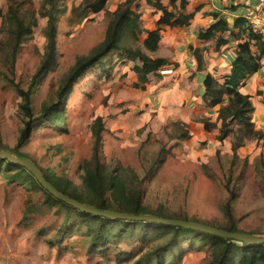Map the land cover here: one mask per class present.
I'll return each mask as SVG.
<instances>
[{"label":"rangeland","instance_id":"374dc122","mask_svg":"<svg viewBox=\"0 0 264 264\" xmlns=\"http://www.w3.org/2000/svg\"><path fill=\"white\" fill-rule=\"evenodd\" d=\"M97 1L58 0L56 51L38 74L46 58L47 18L41 15L46 0H11L35 23L15 55L4 30L10 0H0V150L33 160L52 182L85 202L106 199L107 205L126 207L136 198L146 211L214 226L229 224V205L239 230L264 236V137L246 141L234 153L239 126L224 142L216 139L218 111L227 102L210 108L202 97L204 74L221 83L229 74L239 44L246 41L235 35L234 21L248 15L255 0H207L203 13L200 1L187 0L190 25L164 27L156 51L145 48L146 32L133 36L123 26L120 44L170 62L144 84L134 71L140 61L116 51L77 71L78 63L106 41L114 13L127 0H107L94 13ZM162 2L169 10H182L181 0ZM132 9L141 13V28H156L162 12L145 0H136ZM216 13L230 30L200 39ZM220 38L228 42L220 45ZM262 64L240 90L251 96L252 122L264 135V59ZM30 87L28 115L18 89ZM94 129L100 132L98 142ZM182 129L190 132L187 140L177 138ZM16 171L0 172V264H135L146 249L129 237L106 255L90 253L91 221L57 202L32 171L26 181L13 182ZM63 225L68 228L60 235ZM147 232L137 229L142 239ZM195 240H181L172 264H213L212 246Z\"/></svg>","mask_w":264,"mask_h":264},{"label":"trees","instance_id":"16d2710c","mask_svg":"<svg viewBox=\"0 0 264 264\" xmlns=\"http://www.w3.org/2000/svg\"><path fill=\"white\" fill-rule=\"evenodd\" d=\"M135 1L136 0H127L124 6H121L114 13V19L110 23L106 41L93 53L90 58L82 60L78 63L77 71L82 70V68L86 67V65L92 64L93 62H99L105 58L109 52L116 51L121 54H125L127 58L131 60L140 61V64H136L134 66V71L136 72L139 81L144 84L148 81V77L151 73H155L170 64L169 60L166 58H152L145 55L141 51L128 49L120 44L121 30L123 26L127 27L133 36L146 32L147 37L144 40L145 48L149 51H156L160 46L162 39L161 32L164 27L168 26L174 28L190 25L193 15L184 12L187 6V0H181L182 10L180 12H177L176 10H169V8L163 4L162 0H145L149 6H152L157 11L162 12V15L156 23V28L149 30L141 28V13L132 9ZM57 2L58 0H46V7L41 11V15L47 18V44L45 62L38 74H41L42 69L49 64L56 51L57 14L59 12ZM106 2L107 0H98L94 3L92 12L98 13L103 10ZM21 8V4L15 6L10 0L8 15L4 23L5 35L14 55L17 54L22 44L31 38L33 33L32 26L35 24L32 21L28 22L24 17H22ZM234 10L236 11L237 9L235 8ZM215 19L216 22L213 23L207 31L199 33L198 37L200 39L209 40L215 36L216 32H225L230 30L231 27L229 23L225 18L221 17L219 13H216ZM234 29L238 30V33H235V35L237 34L239 36V33L243 34L246 41L239 44L236 55L231 61L230 73L225 77L223 83H221L211 73H207L204 76V93L202 97L206 105L210 108H214L224 102H227V104L221 107L218 111L217 119L220 121V127L219 134L216 139L219 142H224L233 132V126H239L232 142V150L236 153L241 147L245 146L246 141L264 137L261 131L255 129V125L252 122L255 106L251 100V96L241 92L240 90L245 81H247L254 74L258 73L263 67L262 60L264 59V38L251 30L248 25L247 18L243 15L238 16L234 21ZM231 32L233 34L234 31ZM227 42V39L220 38L218 44L222 45ZM253 47L256 48V51L253 50ZM194 54L199 64L198 70L201 71L203 69L202 57L199 54L198 48L195 49ZM136 86L139 85L136 84ZM18 91L24 98V110L28 115L31 114L30 104L32 87H30L28 91L20 89H18ZM45 111L49 112L50 108H46ZM100 120L101 119H99V121ZM205 128L208 131L210 130L209 122L205 123ZM94 131L98 142L100 132L97 129H94ZM177 138L187 140L190 138V132L182 129ZM14 155L26 158L23 154L14 153ZM14 170H17L16 173L10 177L13 182H20L23 180L26 181L25 177L31 175L30 171L25 167L14 164L8 159H0V172ZM45 176L48 181L62 193L69 195L82 203L93 205L101 210H116L135 213L137 215L144 213L155 214L171 219L197 221L181 217H170L155 211H146L143 209L141 202L136 198L133 199L126 207L107 205L108 202L106 199H103L100 203L85 202L80 198L67 193L58 184L52 182L46 174ZM99 184L103 191L108 189L104 180H100ZM46 192L57 200V202L64 204L68 208L77 210L79 214L84 216L83 218L91 221L87 227V234L90 237L88 248L90 253H100L101 255H106L108 250L111 249V246L116 245L118 241L129 239V237H131L134 240L141 242V244H146V249L135 260V264H172L173 259L177 256L176 248L181 240L186 238L187 242H190L195 240L194 238L197 237L195 242L209 243V245L212 246L215 253L213 264H264V244L247 245L233 239L217 237L209 233L194 231L179 226L100 217L82 212L63 201L56 199L47 190ZM227 215L229 217V224L227 226L217 227L231 232L246 233L238 229L229 205L227 207ZM66 226L63 225L60 229V235L65 233L66 228H68ZM140 227H143L144 230L149 229L145 239H142L141 234H137V229Z\"/></svg>","mask_w":264,"mask_h":264},{"label":"water","instance_id":"95a60500","mask_svg":"<svg viewBox=\"0 0 264 264\" xmlns=\"http://www.w3.org/2000/svg\"><path fill=\"white\" fill-rule=\"evenodd\" d=\"M0 157L6 158L10 160L12 163L23 166L26 169L32 171L40 181L43 188L47 190L49 193H51L56 199L63 201L68 205L73 206L74 208L79 209L80 211L85 213H90L96 216L113 218V219L144 221V222L159 223L164 225L179 226L194 231L209 233L217 237L233 239L236 241L243 242L247 245L264 244V236H257L242 232H231L226 229L213 225H208L198 221L171 219L155 214L144 213L137 215L135 213H128V212H122L116 210H101L93 205L82 203L77 199L59 191L52 183L48 181L45 174L42 172V170L37 166V164L33 160L29 158L17 157L14 155L11 149H7L5 151L0 150Z\"/></svg>","mask_w":264,"mask_h":264},{"label":"built area","instance_id":"2783aa9c","mask_svg":"<svg viewBox=\"0 0 264 264\" xmlns=\"http://www.w3.org/2000/svg\"><path fill=\"white\" fill-rule=\"evenodd\" d=\"M251 30L264 38V0H255L248 15H245Z\"/></svg>","mask_w":264,"mask_h":264},{"label":"crops","instance_id":"0c3cea01","mask_svg":"<svg viewBox=\"0 0 264 264\" xmlns=\"http://www.w3.org/2000/svg\"><path fill=\"white\" fill-rule=\"evenodd\" d=\"M198 1H200V5H203V7H202V9H201V11H202V13L203 12H205L206 11V9L205 8H208V5L206 4L207 3V0H198ZM199 5V6H200ZM210 8L213 10V8H215V9H218V7H216V6H210ZM215 11V10H214ZM211 26V25H210ZM209 26V27H210ZM236 55V54H235ZM235 57V56H234ZM231 70V69H230ZM229 73H230V71H229ZM207 74V73H206ZM206 74H204V76L206 75ZM203 79H204V77H203ZM203 79H202V84H203Z\"/></svg>","mask_w":264,"mask_h":264}]
</instances>
